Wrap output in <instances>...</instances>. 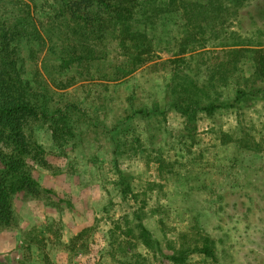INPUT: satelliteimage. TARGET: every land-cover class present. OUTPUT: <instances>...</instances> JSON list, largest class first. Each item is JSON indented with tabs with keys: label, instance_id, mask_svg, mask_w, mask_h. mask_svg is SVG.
I'll use <instances>...</instances> for the list:
<instances>
[{
	"label": "rangeland",
	"instance_id": "1",
	"mask_svg": "<svg viewBox=\"0 0 264 264\" xmlns=\"http://www.w3.org/2000/svg\"><path fill=\"white\" fill-rule=\"evenodd\" d=\"M67 1L0 0V21L14 29L29 15L35 25L24 32L30 38L11 43L22 81L64 115L58 140L49 122L30 124L50 170L28 161L39 193L13 195L14 227L0 233L20 242L0 264H174L166 255L204 235L217 262L192 254L182 264H264V96L198 111L192 136L165 101L167 60L184 58L183 74L201 82L229 49H244V57L218 89L222 99L263 87L250 75L253 51L264 47V0H243L253 3L239 21L216 22L188 46L180 15H160L146 30L153 61L129 74L116 34L106 36L102 59L61 65L85 41L82 26L62 16ZM87 46L100 50L93 38Z\"/></svg>",
	"mask_w": 264,
	"mask_h": 264
},
{
	"label": "trees",
	"instance_id": "2",
	"mask_svg": "<svg viewBox=\"0 0 264 264\" xmlns=\"http://www.w3.org/2000/svg\"><path fill=\"white\" fill-rule=\"evenodd\" d=\"M252 3L243 0H166L162 6L158 0H68L63 2L62 16L70 17L82 26L79 29L83 32L77 30V33L85 36V41L73 47V51L62 58L61 65L70 68L73 63L102 59L106 36L113 38L116 34L117 46L128 57L131 66L127 71L129 74L153 61L152 45L147 39L146 30L148 26H153L160 15H180L183 28L189 36L185 41L188 46L197 43L202 30H209L216 22L223 25L230 18L239 21L240 13ZM255 5L258 8V1H255ZM25 13L28 14V11L25 10ZM28 19L29 15H25L20 27L15 26L14 29L7 21H0V162L3 166L0 172V230L14 227L13 195L27 193L36 196L39 193L28 161L50 170L42 147L32 137L30 124L35 121L49 122L53 136L58 140L59 123L64 120L62 109L50 110L44 94L30 90L27 83L22 81L11 43L21 34L31 37L24 33L35 26ZM89 38L95 40L100 50L87 46ZM257 48L251 58L253 71L250 78L254 80L253 83L263 87L237 88L235 96L228 100L222 99L223 93L218 89L227 87L235 76L237 65L244 57V49L222 51L224 60L206 67L205 79L201 82L183 74L180 65L185 61L184 58L167 60L170 66L168 71L172 73L173 79L166 87L165 101L184 119V130L188 136L194 135L198 111L212 114L220 109L235 108L249 96H264V47ZM183 52L184 49L180 54ZM249 80L242 82L247 84ZM120 178L122 182L126 180L123 174ZM141 232L145 244H149L148 233L142 225ZM192 254L217 262L214 241L206 235L201 237L199 245L166 255V259L174 264H182Z\"/></svg>",
	"mask_w": 264,
	"mask_h": 264
},
{
	"label": "crops",
	"instance_id": "3",
	"mask_svg": "<svg viewBox=\"0 0 264 264\" xmlns=\"http://www.w3.org/2000/svg\"><path fill=\"white\" fill-rule=\"evenodd\" d=\"M21 227V224H20ZM20 240H17V236L11 232H1L0 233V254L11 258V254L16 246L19 244ZM6 253H10L7 255ZM15 253V251L13 252ZM10 262V261H9Z\"/></svg>",
	"mask_w": 264,
	"mask_h": 264
}]
</instances>
